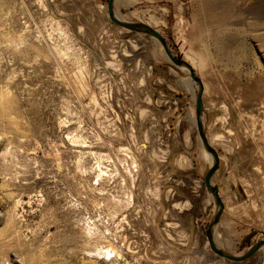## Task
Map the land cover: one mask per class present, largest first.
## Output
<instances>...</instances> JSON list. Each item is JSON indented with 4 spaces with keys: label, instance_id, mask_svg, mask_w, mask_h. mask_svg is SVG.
<instances>
[{
    "label": "rangeland",
    "instance_id": "374dc122",
    "mask_svg": "<svg viewBox=\"0 0 264 264\" xmlns=\"http://www.w3.org/2000/svg\"><path fill=\"white\" fill-rule=\"evenodd\" d=\"M106 3L0 0V264H261L207 243L197 84ZM113 8L200 78L212 237L244 253L264 239V0Z\"/></svg>",
    "mask_w": 264,
    "mask_h": 264
},
{
    "label": "water",
    "instance_id": "95a60500",
    "mask_svg": "<svg viewBox=\"0 0 264 264\" xmlns=\"http://www.w3.org/2000/svg\"><path fill=\"white\" fill-rule=\"evenodd\" d=\"M107 15L109 19L116 25L136 31L141 32L144 34H147L151 36L152 38H155L162 46L164 54L168 58V60L174 65V66H182L184 67L189 75V78L192 82L197 84V91L194 101V107H195V117H194V125L196 127L197 135L199 137V142L203 145L204 149L211 155L212 162L210 166L208 167L207 171L205 172V175L203 176V184L206 187V189L210 192L212 195L216 205L217 210L214 213L213 219L208 223L206 229H205V236L207 239V243L209 245V248L213 253H215L217 256L222 257L224 259L239 262L243 261L250 256H252L259 248L264 247V239L256 240L251 246L247 248V250L244 253L241 254H230L222 249H220L216 243L214 242V239L212 237V227L218 222L219 217L221 215V212L223 210V203L218 195L216 186L211 182L212 175L214 172L218 169L219 166V157L217 154V151L209 144L206 135L203 130L202 125V91H203V85L200 80V78L194 73L193 68L191 65L186 62L185 60L178 58L174 56L166 41L165 38L154 28L150 27L149 25L143 23V22H129L119 19L115 12H114V0H107ZM264 264V261L261 263Z\"/></svg>",
    "mask_w": 264,
    "mask_h": 264
},
{
    "label": "bare ground",
    "instance_id": "6f19581e",
    "mask_svg": "<svg viewBox=\"0 0 264 264\" xmlns=\"http://www.w3.org/2000/svg\"><path fill=\"white\" fill-rule=\"evenodd\" d=\"M118 18L121 19L122 16H119V15H116ZM201 150L203 151V153L206 155V157L208 158L209 160V164L212 162V157L211 155L204 149L203 145L201 144ZM109 252V251H108ZM107 252V253H108Z\"/></svg>",
    "mask_w": 264,
    "mask_h": 264
}]
</instances>
